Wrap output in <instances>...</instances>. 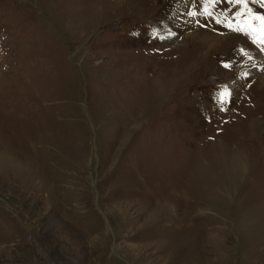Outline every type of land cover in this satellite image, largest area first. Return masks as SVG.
<instances>
[{
    "label": "rangeland",
    "instance_id": "obj_1",
    "mask_svg": "<svg viewBox=\"0 0 264 264\" xmlns=\"http://www.w3.org/2000/svg\"><path fill=\"white\" fill-rule=\"evenodd\" d=\"M241 5L0 0V264H264V51L228 26Z\"/></svg>",
    "mask_w": 264,
    "mask_h": 264
},
{
    "label": "bare ground",
    "instance_id": "obj_2",
    "mask_svg": "<svg viewBox=\"0 0 264 264\" xmlns=\"http://www.w3.org/2000/svg\"><path fill=\"white\" fill-rule=\"evenodd\" d=\"M194 32H195V30H194ZM207 33L208 34H206L207 36L204 39L209 40L208 42H213L212 46H218L219 43H221L223 40H226L229 38L228 36H221V35L214 34L212 32H207ZM187 35L192 36V30H190V32ZM240 154L241 153H237L236 157L234 158V162H235L234 166H235V168L237 167L239 169L242 167L243 163L245 162L244 159L241 157L242 154L241 155Z\"/></svg>",
    "mask_w": 264,
    "mask_h": 264
},
{
    "label": "snow or ice",
    "instance_id": "obj_3",
    "mask_svg": "<svg viewBox=\"0 0 264 264\" xmlns=\"http://www.w3.org/2000/svg\"><path fill=\"white\" fill-rule=\"evenodd\" d=\"M232 3L234 4H243L244 8H248V0H231ZM212 3H215V0H212ZM250 12V9H249ZM205 14L208 16H212V12L208 11L207 6L205 7ZM192 15H196V13H192ZM241 15V13H237V16ZM253 19L259 20L261 22V31L264 32V15H256L253 17ZM222 21L217 18V23H221ZM228 26L231 27V22L229 21ZM240 30V29H237ZM261 43H264V39L261 40ZM227 95V91L225 90L224 93H222V97Z\"/></svg>",
    "mask_w": 264,
    "mask_h": 264
}]
</instances>
